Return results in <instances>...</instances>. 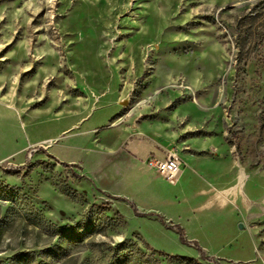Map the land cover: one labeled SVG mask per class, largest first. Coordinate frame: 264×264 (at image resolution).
<instances>
[{"label":"rangeland","instance_id":"374dc122","mask_svg":"<svg viewBox=\"0 0 264 264\" xmlns=\"http://www.w3.org/2000/svg\"><path fill=\"white\" fill-rule=\"evenodd\" d=\"M0 264H264V0H0Z\"/></svg>","mask_w":264,"mask_h":264},{"label":"built area","instance_id":"2783aa9c","mask_svg":"<svg viewBox=\"0 0 264 264\" xmlns=\"http://www.w3.org/2000/svg\"><path fill=\"white\" fill-rule=\"evenodd\" d=\"M179 155L173 150H167L164 158L149 155L145 164L157 174L163 176L170 183L178 181L182 168Z\"/></svg>","mask_w":264,"mask_h":264},{"label":"crops","instance_id":"0c3cea01","mask_svg":"<svg viewBox=\"0 0 264 264\" xmlns=\"http://www.w3.org/2000/svg\"><path fill=\"white\" fill-rule=\"evenodd\" d=\"M154 144L156 146H160L156 142ZM184 145L190 146L191 148H198V147L208 146L209 144L207 142H205V141H199V140H196V139H190ZM165 153H166L165 150H163L162 152H155L154 151L152 153L151 152L148 153L143 159L144 166L147 169H149L150 171L154 172L152 169L148 168L147 165L145 164L146 158L149 155H154L155 157H158V158H164L165 157ZM177 154L179 155V157H180V159L182 161V163H181L182 172H181L180 178L178 179V182H180V180H181L183 175L188 176L189 174L196 173V172H201L203 170V166L201 164L203 161H200L201 165H196V162H198V161L190 153H188V152L186 153L185 151H182V152L177 153ZM154 173H156V172H154ZM180 238H181L182 241H185L183 234H180Z\"/></svg>","mask_w":264,"mask_h":264},{"label":"water","instance_id":"95a60500","mask_svg":"<svg viewBox=\"0 0 264 264\" xmlns=\"http://www.w3.org/2000/svg\"><path fill=\"white\" fill-rule=\"evenodd\" d=\"M242 225H239V227H241Z\"/></svg>","mask_w":264,"mask_h":264}]
</instances>
